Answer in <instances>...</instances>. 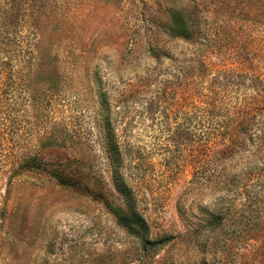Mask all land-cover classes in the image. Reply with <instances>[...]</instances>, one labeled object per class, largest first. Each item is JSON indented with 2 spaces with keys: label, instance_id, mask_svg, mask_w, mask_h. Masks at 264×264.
I'll use <instances>...</instances> for the list:
<instances>
[{
  "label": "rangeland",
  "instance_id": "obj_1",
  "mask_svg": "<svg viewBox=\"0 0 264 264\" xmlns=\"http://www.w3.org/2000/svg\"><path fill=\"white\" fill-rule=\"evenodd\" d=\"M0 41V264H264V140L224 139L264 94V0H0ZM106 128L149 251L107 205Z\"/></svg>",
  "mask_w": 264,
  "mask_h": 264
},
{
  "label": "trees",
  "instance_id": "obj_2",
  "mask_svg": "<svg viewBox=\"0 0 264 264\" xmlns=\"http://www.w3.org/2000/svg\"><path fill=\"white\" fill-rule=\"evenodd\" d=\"M193 15L195 17L197 16L196 11H193ZM171 21L168 26V31L177 36L184 39L192 38L193 36L199 35L201 32V28L199 27V24L195 22L193 19H189L190 22H188L184 17L178 16L173 14L171 16ZM3 22H7L10 20L9 15H2L1 17ZM202 29H205L202 27ZM205 32V30H202ZM1 45V41H0ZM263 90L256 91L255 97H253V101L243 104L241 107V112L238 116H240L237 119V124L233 126L229 133H227V137L224 138L228 141H231L233 139H236L240 141V143H251L253 145H256L253 143V141L263 142L264 140V124H260V127L254 132H250L248 128L246 127L249 119V116L256 115L257 112L262 109L264 111V105L260 102H264V94L261 92ZM252 102H258V103H252ZM216 106V104L214 105ZM262 107V108H261ZM252 112V113H251ZM264 116V113H263ZM109 123V122H108ZM106 137L104 140V148L105 152L107 153V157L110 159L111 163V170H112V176L114 181V187L116 191L120 194L123 206H114L112 204H107L111 212L114 214L117 222L123 226L128 234L134 236L137 238L141 245L142 251H149L153 249L154 247H158L162 245L166 240L165 238L155 239L151 240L149 239V223L147 222L146 218L138 211L136 206V199L135 195L133 194L130 187L127 185L126 181L124 180L122 174L120 173V152L119 147L117 143L115 142L114 133L113 130L110 128H106ZM256 147H258L256 145ZM74 170L71 169H59L54 172H52V175L59 179L64 184H69L74 187H79L77 183H79L78 176L77 178L73 176ZM225 170L220 171V174H225ZM220 176V175H219ZM218 176V177H219ZM233 174L232 171H229V176L226 178V181H235L237 177ZM235 178V179H234ZM225 179V176H224ZM228 181V182H229ZM233 181V182H234ZM82 189L89 190L88 186H80ZM94 195L96 197L101 196V193L97 190H94ZM107 203V202H105ZM219 214V213H218ZM216 215L214 217V220H218L217 223H221L222 217L219 215ZM203 264H208L206 262H203Z\"/></svg>",
  "mask_w": 264,
  "mask_h": 264
}]
</instances>
